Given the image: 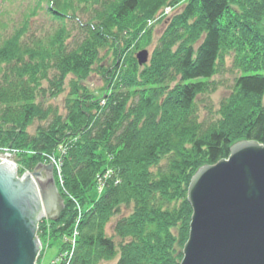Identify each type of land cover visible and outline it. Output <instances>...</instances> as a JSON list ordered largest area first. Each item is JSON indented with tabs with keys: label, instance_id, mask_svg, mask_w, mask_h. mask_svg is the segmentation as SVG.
Returning <instances> with one entry per match:
<instances>
[{
	"label": "trees",
	"instance_id": "16d2710c",
	"mask_svg": "<svg viewBox=\"0 0 264 264\" xmlns=\"http://www.w3.org/2000/svg\"><path fill=\"white\" fill-rule=\"evenodd\" d=\"M41 1L62 26L43 40L30 35L24 43V31H18L0 42V152L16 151L20 167L31 171L42 153L79 137L63 157L62 172L63 189L81 210L63 194V210L49 221L63 241L76 232L75 246L63 247L69 249L67 264L116 257V264H179L192 212L186 200L191 177L200 167L227 159L239 141L264 146V0ZM182 3L147 64L138 66L133 55L143 40L150 41L147 22ZM76 4L92 8L87 22L74 17ZM64 19L81 33L70 44ZM106 49H114L118 62L113 69H96L106 80L100 99L83 81ZM230 55L233 69L242 74L220 104V118L201 122L197 98L216 90L209 80L224 72ZM68 76L65 116L36 104L38 95H59ZM34 121L46 125L30 134ZM106 167L120 183L90 202L85 195Z\"/></svg>",
	"mask_w": 264,
	"mask_h": 264
},
{
	"label": "water",
	"instance_id": "95a60500",
	"mask_svg": "<svg viewBox=\"0 0 264 264\" xmlns=\"http://www.w3.org/2000/svg\"><path fill=\"white\" fill-rule=\"evenodd\" d=\"M149 53L136 54L139 66ZM38 185L15 167L0 163V264H34L39 251L36 225L55 219L64 201L52 177V163L38 164ZM39 189H38V188ZM192 209L180 264H264V146L239 141L229 156L200 167L187 189Z\"/></svg>",
	"mask_w": 264,
	"mask_h": 264
},
{
	"label": "rangeland",
	"instance_id": "374dc122",
	"mask_svg": "<svg viewBox=\"0 0 264 264\" xmlns=\"http://www.w3.org/2000/svg\"><path fill=\"white\" fill-rule=\"evenodd\" d=\"M72 3L76 2V0H71ZM184 5V3L177 5L175 7H172L171 14H168L167 16L163 17L159 21H157L153 26L150 28L149 31H151V37L150 41L144 45L145 41L143 40L140 44V48H138V51L146 50L149 53L148 61L150 59V55L154 49V47L157 44L158 38L163 34L165 31L168 21L173 16L174 13L179 12L181 7ZM76 13L74 14L77 16V18L85 23L89 20L91 17V9L92 8H85L82 5L76 4ZM233 10H238L237 6H232ZM46 9L47 2H43L41 0H0V42L4 41L5 39L12 37L16 32L18 31H24V34L22 36V40L24 43H26V39L32 35L35 39H45L48 36H52L54 32L59 29L61 25V21L54 20L47 14ZM72 16V15H71ZM64 26L66 28V31L70 33V39L69 44L73 41L78 40L81 38V33L79 29H77L76 24L74 21L70 19H64ZM264 24V22H263ZM26 25L27 27L22 29L23 26ZM133 29L131 30V32ZM127 32H123L122 34L125 36V38L129 37V34H126ZM30 37V38H33ZM114 49H106L101 50L99 53L98 61L93 65L94 72L90 73V75L83 81V85L87 88L88 92L93 95L95 98H102V96L106 93V80L103 75L98 73L96 71L97 67L99 65H103L105 68H111L113 69V65L117 63V58L115 57L113 53ZM134 52V48L132 49V52L135 54L138 52ZM135 54L133 57H135ZM232 55L226 57L225 63H224V72L220 76H215L211 80L216 84V90L211 93H206L203 95H200L197 98V107H198V115H199V121L201 122H211L216 121L220 118L219 115V109L220 104L222 101L229 98L231 93H233V85H234V78L241 75L238 70L233 69L232 67ZM129 64V62H126V65ZM54 75L53 72H50L49 76ZM71 77L68 76L64 82L63 85V91L57 95L55 98L49 97L46 95L44 98H42L41 95H38L36 97V104L46 107L47 105L52 106L53 108H56L58 113L62 116H65V98L69 92V79ZM43 89H47V85L45 83L42 84ZM42 90V89H41ZM103 104V101H101V105ZM261 105L264 106V95L261 98ZM39 125H46L43 122L34 121L33 125L28 127V133L34 134L36 128ZM63 145H60L59 148L53 152V153H47L46 157H42V162L45 164V166H48L50 163H52V177L54 179L55 188L57 190V193L59 197L64 201L65 198L63 197V194L66 195V198L71 199L74 201V205L76 209L79 211L81 210L78 202L71 197L70 193H67L65 189H63V183L60 181V179H57L56 175H58L57 170L62 166L63 157L66 155L63 153ZM9 153H15V151H1L0 157H5L6 155H9ZM48 154L50 156H48ZM47 157L53 159L51 160H44ZM60 157V158H59ZM16 161V160H15ZM162 162V161H161ZM163 163V162H162ZM15 171H16V177L19 179L21 175L23 174L24 170L22 167H20V164L16 161L15 163ZM35 169V168H34ZM33 170L29 171V176L32 179L36 185H38L37 181H35L33 178ZM22 174H21V172ZM108 171V175H109ZM104 179V178H101ZM100 179L96 176L95 181L93 185L89 188V191H87V194L85 195L88 201L94 202L99 197H101L105 191L104 189H101L100 186H96V182H98ZM38 188V187H37ZM39 189V188H38ZM63 210V209H62ZM129 210V211H128ZM121 212L123 214H128L131 212V209H124L121 208ZM44 216L42 219H40L36 225V232H35V238H38L39 240V251L38 255L36 256V262L35 264H67L69 261L70 255L68 254L69 249L65 250L63 247L68 245L70 247V250L75 246L76 244V233L75 230L73 231L71 236H67L66 242L61 240L60 238H57L56 233H54L49 228V221L51 222L52 219H47V214L44 212ZM117 218H113L110 224L106 227L105 232L107 236H112V226ZM79 218L77 219L78 224ZM190 224V223H189ZM189 233V231H188ZM115 242H118L119 240L117 238L114 239ZM66 254V255H65ZM71 254V252H70ZM116 259L112 261H100L98 264H116Z\"/></svg>",
	"mask_w": 264,
	"mask_h": 264
},
{
	"label": "bare ground",
	"instance_id": "6f19581e",
	"mask_svg": "<svg viewBox=\"0 0 264 264\" xmlns=\"http://www.w3.org/2000/svg\"><path fill=\"white\" fill-rule=\"evenodd\" d=\"M46 107H48L51 111H53V112H55V111H57V109L56 108H53L52 106H46ZM58 112V111H57ZM68 113V109H66L65 108V114H67ZM79 136V135H78ZM78 138L79 137H75V138H72L71 140H67V141H65L62 145H63V148H62V150H63V153L64 154H67V152L74 146V144H76V142H77V140H78ZM59 148V147H58ZM57 148V149H58ZM56 149V150H57ZM50 154V153H49ZM48 154V156H50ZM47 156V153H42V157H46ZM48 159H44V160H51V159H53V157H51V158H49V157H47ZM60 158V157H59ZM18 162V160H17V152L15 151V153H9V155H6L5 157H0V163H2V162H4V163H7V164H10V165H12V166H16L15 165V163H16V161ZM227 160V159H226ZM39 164H42V165H44L45 166V164L43 163V162H41V163H39ZM21 166V165H20ZM205 166H207V165H205ZM22 167H24V169H25V173L27 174H29V171L25 168V165L23 164L22 165ZM203 167V166H202ZM108 171H110L109 172V175H108ZM57 173H58V175H56V177H57V179H60V181L63 183V186H64V177H63V172H62V166L57 170ZM100 180L98 181V182H96V186H100L101 187V189H104L103 191H105V189L106 188H108V186H110V185H118L119 183H120V180L118 179V177H117V175L110 169V168H105V169H101V172L100 173H98L97 175H96ZM101 178H104V179H101ZM192 178V177H191ZM35 181H36V179L35 178H33ZM190 181H191V179H190ZM189 184H190V182H189ZM189 184H188V186H189ZM187 189H188V187H187ZM187 193V192H186ZM186 200H187V194H186ZM190 206V205H189ZM63 208H64V206H63ZM191 208V207H190ZM191 211H192V209H191ZM191 214H192V212H191ZM60 215V214H59ZM45 217V216H44ZM48 219V218H47ZM76 233V232H75ZM187 240H188V238H187ZM187 240H186V242H187ZM185 242V243H186ZM71 252H73V250L71 251ZM181 254H182V259H183V248H182V252H181ZM38 255V254H37ZM36 255V256H37ZM66 255V254H65ZM182 259H181V261H182ZM181 261H180V263H181ZM35 262H36V258H35ZM35 262H34V264H35ZM179 263V264H180Z\"/></svg>",
	"mask_w": 264,
	"mask_h": 264
}]
</instances>
